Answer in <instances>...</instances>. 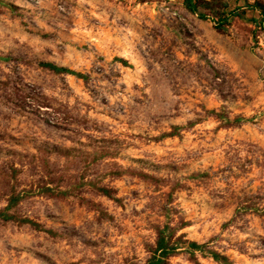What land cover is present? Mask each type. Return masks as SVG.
<instances>
[{
  "label": "rangeland",
  "instance_id": "obj_1",
  "mask_svg": "<svg viewBox=\"0 0 264 264\" xmlns=\"http://www.w3.org/2000/svg\"><path fill=\"white\" fill-rule=\"evenodd\" d=\"M193 2L0 0V264H264V0Z\"/></svg>",
  "mask_w": 264,
  "mask_h": 264
},
{
  "label": "trees",
  "instance_id": "obj_2",
  "mask_svg": "<svg viewBox=\"0 0 264 264\" xmlns=\"http://www.w3.org/2000/svg\"><path fill=\"white\" fill-rule=\"evenodd\" d=\"M185 4L187 5L188 9L190 11H195L196 10V3L193 2V0H184ZM229 13H235V12H228L225 16H223V18H220L217 23L216 26H221L222 23L226 22V20L228 19V15H230ZM201 17H203V14H200ZM264 16V15H263ZM262 22H264V18H262ZM50 67H52L53 70L58 71V72H66L69 74H74L77 76H81L84 77V74L80 73V72H75L74 70H71L69 68L66 67H61V66H56V65H52L49 64ZM6 217V216H5ZM191 245H193L194 247H200L199 244L192 242ZM171 248H169L166 244H165V240L164 237L162 235H160L156 241V248L155 251H159V253L155 256L153 255L151 258H149L147 260V262L145 264H160L163 260L162 257L169 252ZM212 257L215 259L220 258L221 256L215 252H213Z\"/></svg>",
  "mask_w": 264,
  "mask_h": 264
}]
</instances>
